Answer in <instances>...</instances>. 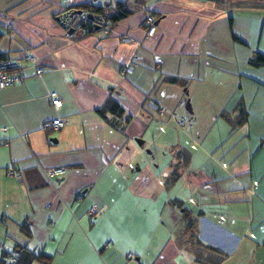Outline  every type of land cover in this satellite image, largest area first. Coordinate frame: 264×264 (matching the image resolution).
<instances>
[{"label": "crops", "instance_id": "1", "mask_svg": "<svg viewBox=\"0 0 264 264\" xmlns=\"http://www.w3.org/2000/svg\"><path fill=\"white\" fill-rule=\"evenodd\" d=\"M82 4L130 13L84 33L61 20ZM25 52L44 73L0 89V260L264 264V0H0V53Z\"/></svg>", "mask_w": 264, "mask_h": 264}, {"label": "built area", "instance_id": "2", "mask_svg": "<svg viewBox=\"0 0 264 264\" xmlns=\"http://www.w3.org/2000/svg\"><path fill=\"white\" fill-rule=\"evenodd\" d=\"M73 20L74 27L80 28L82 31L87 30V26L92 25L91 20L87 17L85 13L80 14H73L71 15L70 21ZM146 22L148 23L147 28V34L150 36L155 31V25L153 22V18L151 16H148L146 18ZM104 28L107 30L110 28V24L108 21L105 22ZM124 42H130L131 39L128 37H124L122 39ZM25 61L27 63H30L35 68V74L40 75L44 73V67L40 65L37 61V59L31 55L29 52H25L22 54L18 59L10 58L5 54L0 53V89H3L9 85H16L21 84L24 80V74L21 69L20 62ZM132 67L131 66H125L121 69V73L123 75L131 73ZM50 101L52 104H54L56 107H59L61 105V100L57 97L55 92H51L50 95ZM186 124L185 119H180L177 122V126L180 128ZM64 125V121L61 119H52L49 121H45L43 124V128L45 129H59ZM44 175L48 179H54L56 177H59L66 173L67 169L64 167H54L49 169H43L42 170ZM6 174L10 177H13L15 179H20L21 174L20 172L16 171L13 167V165H9V167L6 170ZM89 213H95L96 209L94 207H91L88 210ZM106 246L109 245V243L105 244ZM129 257L133 258L132 254H129ZM16 259L14 257L10 258V263L15 264Z\"/></svg>", "mask_w": 264, "mask_h": 264}, {"label": "trees", "instance_id": "3", "mask_svg": "<svg viewBox=\"0 0 264 264\" xmlns=\"http://www.w3.org/2000/svg\"><path fill=\"white\" fill-rule=\"evenodd\" d=\"M74 10H80L81 13L91 14L92 15V25L87 26V30L84 33H92L96 32L102 28H104V24L106 21L109 22L110 26H113L118 20L127 16L130 12L125 9L123 5H117V11L113 14H106L105 8L102 7H94L87 4H82L77 6L76 8L70 9L66 11L63 16H61V20L65 25L68 24V27L74 25L73 20L71 19V12ZM253 65L264 64V56L260 54H256L254 59L251 60ZM100 115H104L106 112H113L115 114H121L122 109L112 100H108L102 108L97 110ZM24 229V227H22ZM16 259L15 264H29L32 260L35 259L34 255H31L27 252H22L18 256H13ZM12 258V257H11ZM0 264H11L10 259L6 262L5 256L2 254V258L0 260Z\"/></svg>", "mask_w": 264, "mask_h": 264}, {"label": "water", "instance_id": "4", "mask_svg": "<svg viewBox=\"0 0 264 264\" xmlns=\"http://www.w3.org/2000/svg\"><path fill=\"white\" fill-rule=\"evenodd\" d=\"M80 13H81L80 10H74V11L71 12V15H73V14H80ZM87 17H88L89 19H92V15H91V14H87ZM71 30H72V28L69 29V32H71Z\"/></svg>", "mask_w": 264, "mask_h": 264}]
</instances>
